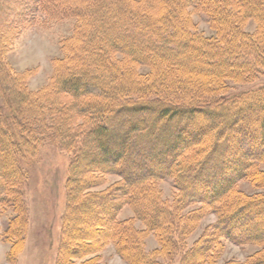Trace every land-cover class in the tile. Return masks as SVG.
I'll return each instance as SVG.
<instances>
[{
    "label": "trees",
    "instance_id": "16d2710c",
    "mask_svg": "<svg viewBox=\"0 0 264 264\" xmlns=\"http://www.w3.org/2000/svg\"><path fill=\"white\" fill-rule=\"evenodd\" d=\"M61 3L2 0L0 13H25L10 28L0 20L2 55L8 44L4 31L30 27L36 11L61 9ZM66 7L83 18L82 12L93 11L94 29L75 35L86 40L84 48L67 51L70 57L54 79L61 94L80 102V113L92 126L70 169L64 230L71 228L76 240L66 242L57 264H101L88 258L92 243L101 248L112 243L127 264H160L159 257L171 261L184 247L182 238L197 227L190 225L194 213L182 215L184 204H221L243 179L257 192L234 193L218 213L214 232L234 243L264 247V86L229 96L233 83H252L264 73V0H103L93 9L73 2ZM196 12L207 15L211 35L199 29ZM249 22L256 23L254 32L247 30ZM4 100L0 177L20 181L19 160L36 145L41 131L35 128L43 115L30 114L34 103L10 92H4ZM110 174L116 183L91 192L93 180L102 183ZM165 178L174 183L172 202L157 191ZM124 205L134 218L119 221ZM94 215L88 226V216ZM137 222L146 230H138ZM80 224L86 232L75 230ZM217 232L213 242L203 244L207 235L201 238L181 264H212ZM149 233L158 248L147 257L142 236ZM9 253L14 257L17 249ZM241 264H264V249Z\"/></svg>",
    "mask_w": 264,
    "mask_h": 264
},
{
    "label": "rangeland",
    "instance_id": "374dc122",
    "mask_svg": "<svg viewBox=\"0 0 264 264\" xmlns=\"http://www.w3.org/2000/svg\"><path fill=\"white\" fill-rule=\"evenodd\" d=\"M60 1L62 2L61 9L58 7H56L58 9H53L51 6L48 11H36L33 14L36 21L30 27L20 30L14 27L12 30L17 32L12 33L4 31L8 34V44L4 48V55H2L3 51L0 52L2 123L6 119L7 109L4 100L5 91L12 93L19 101H25L26 104L34 103L30 114L34 116L41 113L43 117L38 125L36 124L35 130L41 133L33 147L34 150L32 148L31 152L24 154L19 160L20 169L24 172L22 179L16 181L13 177L8 180L0 177V197L4 199L0 202V264H57L60 255L61 257L65 255L66 242L76 240L75 235L70 234L73 232L71 228L69 231L64 230L70 169L84 144L92 122L83 118L78 100L60 93L54 74L58 67L64 65L65 59L70 57L67 54L68 50L84 48L82 43L86 40L78 39L75 35H82V31L87 32L94 29V26L90 24V20L94 17L93 11L91 15L82 12L83 18L80 15L76 16V13L73 14L66 5L73 2L79 8L82 6L93 9L103 0ZM0 2L2 3V0ZM11 9L12 7L9 6V10ZM24 15V12L19 11L13 15L8 12L0 13V20L3 25L5 23V26L10 28L17 18ZM193 19L206 35L212 34L206 14L196 12L193 14ZM256 27L255 22H249L247 30L254 32ZM67 39L69 41H66ZM64 41L66 45H63ZM10 70L13 73H10ZM230 86V97L247 95L264 86V73L252 83H233ZM19 90H22L25 95H20ZM3 108H5L4 111ZM0 170L4 171L1 168ZM117 180V176L112 174L104 178L102 183L93 180L91 184L94 187L91 188V192L105 190ZM235 190V194L241 192L251 195L257 192V188L252 185L250 179L239 181ZM157 191L161 193L163 200L172 202L175 198L174 183L169 178L159 182ZM234 193L227 195L229 197L226 196L221 204L211 207L185 203L182 215L194 213L195 219L190 225H197V227L190 235L184 234L181 245L184 247L174 254L171 261L159 257L158 262L160 264H181L182 257L193 249L205 235L207 238L203 244L209 242L210 238L213 242L212 237L217 232L214 231L219 226L218 213L222 209L224 212V206L230 205ZM177 211L178 213L173 216L174 219H177L181 212ZM172 215H174L173 212ZM95 217V215L88 216V226L93 225ZM117 217L119 221H125L128 218H134V212L129 205H124ZM136 228L146 230L141 222L136 223ZM86 229L87 227L83 224L75 228L80 232H86ZM217 234L218 237H215L217 248H213L215 261L212 264H226L232 261L241 264L264 249L262 245L254 242L234 243L221 236V232ZM142 237V243H144L142 251L150 257L147 254L155 252L158 248V241L153 233ZM91 245L94 253L88 258H99L101 264H127L119 256L112 243L103 248L95 243ZM214 245L215 243L212 246ZM218 247L220 248L219 254L216 252ZM12 248L17 249V255L14 257L9 253ZM139 253L142 252L139 250L135 252V254ZM195 260L196 258H193L189 262Z\"/></svg>",
    "mask_w": 264,
    "mask_h": 264
}]
</instances>
